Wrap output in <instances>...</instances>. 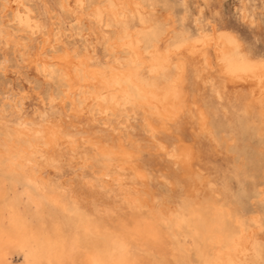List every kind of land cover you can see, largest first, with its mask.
Instances as JSON below:
<instances>
[{
  "label": "bare ground",
  "instance_id": "bare-ground-1",
  "mask_svg": "<svg viewBox=\"0 0 264 264\" xmlns=\"http://www.w3.org/2000/svg\"><path fill=\"white\" fill-rule=\"evenodd\" d=\"M46 1L47 0H45L44 2ZM67 1L71 6L70 8H73L71 5L72 1L81 2L83 0H67ZM147 1L148 0L146 1L145 0H106L105 3L106 8H102V6H100L101 4L95 5L92 8L91 14L94 13L95 18L101 19L102 25H103V20L104 21L108 20V22L112 21L115 23H120L127 21V19L130 17L132 18L138 16V23L134 29L128 28L125 29L123 32L122 30L121 31L117 30V33L114 36L112 35L108 36V41H107L109 48L113 47L114 49H117V51L118 50L125 51L127 55L124 54L123 56H126V58L129 57L130 60L129 63L122 61L120 57H118L114 61L112 60L113 62L109 60L111 61V63L102 65L97 63V61L95 62L93 60V57H91L93 53H91L90 56L87 53H81L78 52L76 49L71 50L68 48H64L63 50L60 51L59 50L54 51L52 52V54L49 55L48 47L53 46L52 43H54L58 39L56 33L54 37H52L53 34L52 36L51 34H49L46 37H44L43 34L42 44L38 45L36 48L33 49L29 48V46H27L26 44L23 45L21 44L22 47H20L19 46L20 43H18L20 41H17V44L19 45L17 47L18 49L17 48L16 49L20 52L19 55L22 61L27 66L33 68L35 66L38 67L37 65L41 64L43 71L50 75L51 81L57 84H61L63 86L62 88L65 93V100H63V103H65L66 100L70 101L72 107L70 110L71 113L68 114V116L70 117L73 116L72 118L73 119L75 118V120L81 118L83 115H86V113L88 112H92L95 116L94 119H96V116L99 115V116H104V118L103 117L101 118H103V120L106 121L107 119H109L110 116L115 115V113L118 112L119 108L124 107V109L126 110L125 112L128 113H132V112L134 113V111L141 112L143 115L141 118L143 119L144 117L147 131L151 133L152 137L155 136L156 138V134L158 133L157 130H159V132H164V133L169 132L172 123H174L176 120L180 119L181 117L185 116L187 113H190L193 110H195L198 116L194 120V125H193L195 128L194 130L198 134L206 133V129H207L206 111L204 107L197 101L196 97L192 94V91L187 87L186 84L187 65L189 63L191 64V62H194L198 64L196 65V67L198 66L197 68L198 80L201 78L203 79V77L211 82L214 81L215 79H222L232 87H235L236 85L238 84L240 85L243 83L244 84L246 83L245 85L248 84L247 86H249L251 90V95H252L251 98L253 99L255 107L257 108L258 113L260 115L261 124L264 126V58L252 57L245 48L240 36L236 32L232 31L231 30L232 28L228 29L223 27H216L215 24L212 25L211 31H208L205 28L204 24L198 23L200 26L199 34L190 37L187 34L186 30L185 31L178 30L176 28V25L172 19L174 16L171 17V14L168 10L165 11L163 14L155 13V11L154 12L147 11V7H146L147 3H145ZM9 2L11 1L9 0ZM12 2L14 1L12 0ZM84 4L85 2H82L80 5L82 6ZM150 4L151 5L148 8L150 9L154 8L155 5L153 4V2L152 3L150 2ZM6 6L8 5L6 4ZM80 9L82 8L80 7ZM80 9L79 10L77 9L79 13L81 11ZM85 13L86 12H84V14ZM3 16L6 17L7 15L6 16L3 15ZM75 17H78V15ZM81 18L82 17H80V19ZM3 19L4 18L2 17V20ZM31 19L33 20V18ZM44 19H46V17ZM80 19H78L79 24L82 23ZM41 23H43V20L41 21ZM26 24H24V26ZM49 24L50 21L48 25ZM94 25L95 24H93V26ZM105 25H108V23ZM2 26L3 25H1L0 27ZM83 26L85 27V25ZM42 32L43 30L41 31V33ZM9 35L10 34H8V36L5 33L2 34V38L6 39L7 41L6 43L16 41L14 39L15 37L12 38ZM88 39L90 38L88 37ZM24 41L26 42V40ZM28 44L30 45V42ZM82 48H84V46ZM125 60L127 61V59ZM8 61L9 60L5 58V60H3V66L6 67L7 64L9 63ZM23 69L24 71L27 72L25 68ZM19 71L20 69L18 70V72ZM17 74L15 73V75ZM21 74L23 75V73ZM18 75L21 76L20 74ZM25 79L23 78L21 80H24L25 82L26 81ZM202 79L201 81L204 80ZM202 83H205V80ZM224 87H226V85ZM25 89L28 92L27 90L28 88ZM19 90L20 89H18V91ZM37 91L35 90L36 93ZM19 92L18 94H20ZM27 92L23 93L22 96L17 95V98L19 97L20 101L22 102V106L24 107L27 106L25 105L26 102L25 99H27L26 98ZM37 95H35L34 97L35 100H37L36 99ZM30 97L32 98V96ZM77 97H79L78 99H80V102H78ZM6 100L8 101V99ZM54 101L55 100H53V102ZM8 102L12 104L10 100ZM43 102L44 101L42 102L39 101L38 103L44 105L45 102L44 103ZM33 104H35V102L34 103L32 102V105ZM58 106L59 104L57 105V107ZM26 108L27 107H25V109ZM65 108L66 107L63 106V109ZM52 109L53 108H51V111ZM28 110L30 111L31 109ZM23 112H25V110ZM47 112H50V110ZM58 116L60 115L58 114ZM2 119L4 120L5 118ZM118 120L120 119L118 118ZM87 122L88 124H91L90 121ZM129 122L131 123V121ZM20 123L21 122H19V125ZM63 124H64L63 121L56 120L53 118V119H48L45 123L35 125L33 127H28L27 124V125H22L20 127L18 126L13 130L11 129L12 130L10 131L11 134L6 136L3 139V145L2 144L0 145V152L7 159L6 160L7 162L5 163L7 164L6 165L7 167L4 166L7 168L6 170L17 171V172L20 171L21 173L24 174V176L27 177L29 181L35 184H40V183L42 184V182L45 181L44 175L46 173L44 174L43 170L40 168L42 162L40 161L41 164L39 165L38 159L43 155L44 151L46 152L48 151L49 154L53 155L54 151L56 150V144L59 141L62 142L63 140L62 137L63 135L66 134V133L64 134ZM119 124L117 123V125ZM122 126L124 125L122 124ZM174 130L176 129L174 128ZM173 132L174 131L172 130V132L170 133ZM187 137L189 139H186L182 135H179L177 137V141L173 144V146H171L170 144L171 147L166 146V144L162 142L163 139H161L162 141L158 140L154 142L156 143V149L159 151H163L166 157L168 158L166 169L171 171L170 178L168 180V184L170 186L169 188L171 190L170 193L171 196L166 197L165 195L156 192V190H154L149 185L147 178L148 169L146 168V165L141 164L138 161V159L136 158L134 159V154H135L134 149L130 148L127 145V143L131 138L127 135L126 136L123 135V131L122 134H120L119 136L118 134L115 135L113 133H104V134L99 133L98 135L97 132L95 131L92 133H88L84 137V140L89 144V148L91 149V156L98 157L103 161L104 165H100L104 167V172L102 174L103 176L108 175L111 167L115 168L116 172L115 174H113L115 176L108 179L111 180L112 184L117 186V190L120 194L119 196H121V201L125 203L126 207L129 208L130 212L128 214H124V216H122L121 218L114 220L112 219V214L116 212L115 208H120V205H117L115 202L114 203L106 202L102 204L103 207L102 209L104 211V214H100L102 210L100 208V205H92L89 202L87 203L83 202L81 199L78 198L76 192L75 193L73 192L72 194V199L74 200L73 211L69 212L67 210L68 205L65 203L66 195L68 196L69 194H66L64 196L60 194L61 192L58 193V191H56V193H53V195L50 196V199L54 201L57 205H59L58 207L61 206L65 210L66 214H68V217L71 221L70 223H72L73 225V228L70 231H67L63 223L58 221H56L55 223L53 222L54 223L53 226L52 227L50 226L51 228H48L47 226H45L44 223L45 221H43V219L40 217V214H42L40 213V211H42L40 204L41 201L39 202L36 198L33 197V195L32 196L29 195L31 200L36 206L35 212L40 217L39 221H36L37 223L31 221L27 217L23 216L20 213V211H18L19 210L18 208H17L18 210H13L10 213H5L3 215H0V264H16L13 261L12 250L20 251L23 253V257H22L23 260L21 264H154L150 257L152 251H155L164 256L169 254V257L172 258L174 264L179 260H181L184 264H250L249 261L250 259H248L249 258L248 256L250 255L249 252L251 249V244H253L252 242L254 241L257 230L253 224H246L245 222L240 220L241 219L240 217H239L240 219L239 218L234 219L233 226H230V224L228 225L227 220L228 218L231 219V214H232L230 210L226 208L225 210L222 209V207L218 203V200L214 197L207 200H205L206 197L205 198L201 197L202 196L201 190L203 189V184L205 179H202V177L195 169L194 162L196 159V155H198L196 154L197 149H195L193 139L190 140V137L189 136ZM69 141L72 146H75L77 142V138L76 139L75 137L70 138ZM173 141L171 143H173ZM82 148L84 149V147ZM68 149L69 148L66 146L65 151L69 152ZM77 149L78 151L81 149V148L79 149V145ZM78 151H77V155L80 154V153L78 154ZM153 154L156 155L155 153ZM87 158H90L88 157V154H87ZM89 160L91 161V159ZM49 161H50L49 159L46 161L47 167L52 164ZM74 161L76 160L74 159ZM161 161L163 160L161 159ZM4 167L2 166V169H4ZM51 169L52 168H49L50 171ZM50 171L48 173H50ZM156 171L158 172L159 170ZM94 173L95 172H93V174ZM128 173L130 174L129 178L131 180H128V176H127ZM77 175L79 174L77 173ZM99 176L101 175L99 174ZM204 176H206L205 172H204ZM63 181H65V179ZM210 181L211 183L213 182L212 180ZM45 183L46 181L44 182V184ZM101 183L103 184V182ZM44 184L43 186L46 185ZM59 184L61 185L60 182ZM105 184L107 183L105 182ZM5 185L3 184V186ZM14 186L17 185L15 184ZM107 186L109 187L108 184L106 185V187ZM37 187L38 186H36V188ZM59 188L60 187H58V189ZM166 188H168V186L165 187V189ZM205 188H208V186ZM67 191L70 190L67 189ZM2 192H3L2 187L0 185V196L3 195ZM181 193H184V195L182 196ZM175 198H179L181 202L173 201ZM262 198H264V196ZM125 210L124 212H126ZM256 221H260V218L258 216L256 217ZM172 238L175 239V241L179 242L180 245L184 246L185 253H182V251L178 249L177 246H175L176 243H173ZM261 259L263 260V258Z\"/></svg>",
  "mask_w": 264,
  "mask_h": 264
},
{
  "label": "rangeland",
  "instance_id": "rangeland-1",
  "mask_svg": "<svg viewBox=\"0 0 264 264\" xmlns=\"http://www.w3.org/2000/svg\"><path fill=\"white\" fill-rule=\"evenodd\" d=\"M10 1L12 2V0H10ZM13 1L14 2L11 3V2H9V0H0V10H1L0 11V26L3 25L2 27H0V32H1V34H0V36H1L0 37L1 38L0 39V42H1L0 43V95H1L0 96V107H1V109H0V112H1L0 113V118H1L0 125L4 123L3 124L4 126L3 125L0 126V145L1 144L3 145V139L6 136L10 135L11 134L10 131H12L14 128H16L18 126L20 127L22 125H27V124H28L27 125L28 127H33L35 125L45 123L48 119H53V118L56 120L63 121V123L66 125L65 126L63 124L64 134L66 133L65 134L66 136L63 135L62 142L59 141L56 144V150L54 151L53 155L49 154L48 151L47 152L44 151L43 155L38 159L39 165L41 164L40 161L42 162V164L40 165V168L43 170L44 174L45 173L49 174V175H46V174L44 175V178H45L44 180L46 181V183H45L46 185L44 184L45 181L42 182V184L41 183L35 184V183L29 181L27 179V177L24 176V174L21 173L20 171L17 172V171L6 170L7 164H5V163L7 162L6 161L7 159L0 152V155H1L0 156V161H1L0 162V164H1L0 165V185H1L2 191H3L2 192L3 195L1 194L2 196H0V215H3L5 213H10L13 210L19 209L18 211H20V213L23 216L27 217L28 219H30L31 221H33L35 223H37L36 221H39V218L41 217L43 219V221H45L44 222L45 226H47L48 228H51L53 226V224L56 221H58V222L63 223V225L67 231H70L73 228V225H72V223H70L71 221L68 217V214H66L65 210L61 206L58 207L59 205H57L54 201H52L50 199V196L53 195V193H56V191H58V193L61 192L60 194H62L64 196L66 194L70 195V197H69V195L68 196L66 195L68 202H67V199L65 198V203L68 205V207H67V205H66V207H67V210L69 212L70 211L72 212L73 208H74V204H73L74 200L72 199L73 192L74 193L76 192L78 198L81 199L83 202H85V203L89 202L92 205H100L101 209L103 208L102 204H104L106 202H110V203L115 202L117 205H120V208H115L116 212L114 214H112V219L117 220V219L121 218L122 216H124V214H128L130 212V210L128 207H126L125 203H123V201H121V196H119L120 194L117 190V186L112 184L111 180H109L111 177L115 176L113 174H115L116 170L114 167H111L108 175H104V176L102 175L104 172V167L100 166V165H104V163L100 158L91 156V149L89 148V144L87 142H85L84 137L88 133H92L94 131L97 132L98 135H99V133L100 134L113 133L115 135L118 134V136L120 134H122V131H123V135H125V136L127 135L131 138L129 140V142L127 143V145L130 148L134 149V152H135L134 159L135 158L138 159V161L141 164L146 165V168L148 169L147 170V178H148L149 185L154 190H156V192H158L162 195H165L166 197H170L171 196V194H170L171 190L169 188L170 186L168 184V180L170 178L171 171L166 169L168 158L166 157V155L164 154L163 151H159L156 149V143H154V142L163 139V141L162 140L161 141L164 142L166 144V146L171 147L177 141V137L179 135H182L186 139H189L187 137V136H189L190 140L193 139L195 149H197L196 154H198V155H196V159L194 162L195 169L199 173V175L202 177V179H205L204 184H203V189L201 190V195H202L201 197L202 198L206 197L205 200L211 199L214 197L218 200V203L220 204L222 209L225 210V208H226V209L230 210V212L232 214H231V219L228 218V220H227L228 225L230 224V226H233L234 219L239 218V217L241 218V219L240 218L239 219L242 220L243 222H245L246 224H253L254 225V227L257 230V232H256L257 236L255 235L254 241L252 242L253 244H251V249L249 252L250 255L248 256L249 257L248 259H250L249 260L250 264H252V263L253 264H264V243H263L264 242V198H262L264 196V194H263L264 193V126L261 124L260 115L258 113L257 108L255 107L253 99L251 98L252 97L251 90H250V87L247 86L248 84L245 85L246 83L245 84L243 83L244 85L238 84L235 87H232V86L228 85L222 79H215L214 81L211 82V81H208L204 77H203V79L205 80V83H202L204 81L202 78L201 79L203 81H201V79L198 80V71H197L198 66L196 67V65H198V64L191 62L192 65L190 63L187 65L186 84H187V87L192 91V94L196 97L197 101L204 107V109L206 111V115H207L206 133H201V134L199 133L198 134L194 130L195 129L193 126L194 120L198 116L197 112L195 110H193L190 113H187L185 116L181 117L180 119H178L174 123H172L171 124L172 129L170 128L169 132L164 133V132H159V130H157L158 133L156 134V138H155V136L152 137L151 133L149 131H147L146 126H145L144 117H143V119L141 118L143 116L141 112L134 111V113L133 112L128 113V112H125L126 110L124 109V107L119 108L118 112L115 113V115L110 116L109 117L110 121H109V119L104 121L103 120L104 116H99V115H98L99 117L96 116V119H97L96 120V119H94L95 116L92 112H88V113H86V115H83L81 118H78L79 120L78 119L75 120V118L74 119L72 118L73 116L72 117L68 116V114L71 113L70 110L72 107L70 101L66 100V102L63 103V100H65V93H64V90L62 88L63 86L61 84H57V83L51 81L50 75L43 71L41 64L37 65L39 67V70H38V67H36V66H35L36 69H35V67L32 68L30 66H27L22 61V59L19 55L20 52L17 50L18 49L17 47L19 44H17V41H20V42H18V43H20V45H19L20 47H22L23 44H26L27 46H29V48L33 49V48H36L38 45L42 44L43 34H44V37L48 36L49 34H51V36L53 34L52 37H54V35L56 33L58 39L54 43H52L53 46L48 47L49 55L52 54V52H54V51H58V50L60 51V50H63L64 48H68L71 50L76 49L78 52L87 53L90 56H91V53H93L91 56V57H93V60L95 62L97 61V63L102 64V65H106L107 63H111L112 60L114 61L118 57H120V59L122 61L129 63L130 62L129 57L126 58V56H123L124 54L127 55V53L123 50L117 51V49H114L113 47L109 48L107 41H108V36L109 35L114 36L117 33V30H120V31L122 30V32H123L125 29H128V28L134 29L138 23V16H135L132 18L130 17L127 19L128 22L124 21V22H120V23H115L112 21L108 22V20L107 21L103 20V25H102L101 19L95 18L94 13L91 14V12H92V8L98 4H101L100 6H102V8H106V5H105L106 0H83L81 2L72 1L71 5L73 8H70L71 6L69 5L67 0H47L46 2H44L45 0H34V1H32V0H22V1L13 0ZM62 1H65V2H62ZM82 2H85V4L81 6L80 4ZM150 2L151 3L153 2V4L155 5L154 8H152V9L148 8L151 5ZM14 3H17L18 5L14 4ZM21 3H23V4H21ZM145 3L149 4V5L146 4L147 11H152V12L155 11V13L163 14L165 11L168 10L171 14V17L174 16L172 19L176 25V28L178 30H184V31L186 30L187 34L190 37H193V36H196L199 34L200 26L198 23L204 24L205 28L208 31H211L212 25H215V24H216L215 25L216 27H223V28H228V29L232 28L231 30L236 32L240 36L245 48L247 49L248 53L252 57L264 58V0H159V1L148 0ZM6 4L8 6H6ZM64 4H66L67 6ZM77 5H78V7H77ZM43 7H45V8H43ZM80 7L83 10L80 9ZM164 7L165 8L167 7V8L165 9ZM74 9H76V10H74ZM77 9L81 10L80 13ZM28 10H29V13H28ZM47 10H49V11H47ZM83 11L86 13L84 14ZM48 12H49V14H48ZM71 12H73V13H71ZM77 13H79V14H77ZM1 14L5 15V16L7 15V16L4 17ZM32 14H34V15H32ZM77 15H78V17H75ZM88 15H89V17H88ZM2 17L5 19V20L3 19L4 21L2 20ZM45 17H46V19H44ZM80 17H82L83 19L82 18L80 19ZM31 18H33V20ZM53 18H55V19H53ZM57 18H59V19H57ZM39 19H40V21H39ZM71 19H73L75 22ZM78 19H80V21H82V23L79 24ZM27 20L28 21L32 20V21H30L31 22L30 23ZM42 20H43V23H41ZM88 20H90L92 22H90ZM49 21H50V24L48 25ZM95 21H96V23H95ZM12 22H14V23H12ZM44 22H46V23H44ZM107 23H108V25H105ZM24 24H26V25L24 26ZM54 24H56V25H54ZM89 24H90V27H89ZM93 24H95V25L93 26ZM83 25H85V27L87 29ZM25 27H27V28H25ZM5 28H7V29H5ZM47 28H48V30H47ZM61 28H63L65 31ZM60 29H61V31H60ZM42 30H43V32L41 33ZM50 30L52 31V33ZM101 30H103V31H101ZM48 31H50V32H48ZM79 31L82 33H80ZM33 32L36 34H34ZM3 33H5L7 36H8V34H10L9 36L12 38L15 37L14 39L16 41L6 43L7 42L6 39L2 38ZM31 34H33V35H31ZM103 36H105V37H103ZM106 36H107V38H106ZM88 37L90 39H88ZM63 39H64V41H63ZM24 40H26L27 43ZM29 42H30V45L28 44ZM83 46H84V48H82ZM95 49H97V50H95ZM2 50H5V51H2ZM99 53H102V54H99ZM4 55H6V56H4ZM7 55H8V57H7ZM15 55L16 56L19 55V56L16 57ZM110 55H111V57H110ZM5 58H7L9 60L8 61L9 63L7 64L6 67L7 68L11 67L10 69H12V70L7 69L5 66H3V60H5ZM18 58H20V59H18ZM125 59H127V61ZM109 60H111V61H109ZM23 64H24V66H23ZM23 68H25V70H27V72L24 71ZM19 69H20V71L18 72ZM9 72H11V73H9ZM20 72L23 73V75ZM29 72H30V74H29ZM37 72H38V74H37ZM15 73L16 74L18 73L21 76H19L18 74L15 75ZM40 73H41L44 80L42 79ZM25 77H26V79H25ZM23 78L26 80L25 82H24V80H21ZM22 83H23V85H22ZM27 83H30V84H27ZM27 85H28V87H27ZM225 85H226V87H224ZM29 86H31V87H29ZM12 87H13V90H12ZM14 87L15 88L18 87V88L15 89ZM24 87L28 88L27 89L28 92L26 91V89ZM204 87H206V88H204ZM18 89H20L19 91H21V92H19ZM34 89L36 91L38 90L39 92L37 91V93H36ZM30 90L31 91L33 90L32 94H31ZM48 90H49V93H48ZM24 91L27 92V96H26L27 99H25V101L28 103L25 102V105H27V106H25V107H27L26 109L24 106H22V102L20 101L19 97L17 98V95L22 96L23 93H26ZM18 92L20 94H18ZM50 92H51V94H50ZM198 93H200V94H198ZM7 94H9V95H7ZM29 94H31V95H29ZM35 95H37L36 96L37 100H35V98H34ZM30 96H32V98ZM2 98L3 99L6 98V99H8V101L10 100V102L12 104H10L6 99L3 100ZM78 98L79 97H77V100H78V102H80V99H78ZM50 100H51V102H50ZM53 100H55V101L53 102ZM39 101L40 102L44 101L45 102V103L43 102L44 105L39 104L38 103ZM29 102H31V103H29ZM32 102L33 103L35 102V104L32 105ZM57 103L59 104L58 107H57V105H58ZM45 106H46V108H45ZM63 106L66 108L63 109ZM51 108H53L52 111H51ZM20 109H22V110H20ZM28 109H31L30 110L31 112ZM2 110L3 111L6 110V111L3 112ZM16 110H17V112H20V113H17ZM24 110H25V112H23ZM49 110H50V112H47ZM63 110H64V112H63ZM120 110L122 111V113ZM8 111H9V113H8ZM66 112H69V113H66ZM53 113H55V114H53ZM126 113H128V114H126ZM58 114L60 116H58ZM13 115H15V116H13ZM56 116H58V117H56ZM101 117H103V118H101ZM2 118H5L4 119L5 121ZM87 118L90 120H88ZM118 118L120 120H118ZM87 121H90L91 124H88ZM129 121H131V123ZM19 122H21L20 125H19ZM185 122H187L189 124H187ZM24 123H26V124H24ZM78 123H80L81 126ZM96 123L98 124V126ZM117 123L118 124L120 123L121 125L120 124L117 125ZM122 124L124 126H122ZM132 124H134V125H132ZM119 127H120V129H119ZM174 128L176 130H174ZM115 129H116V131H115ZM172 130L174 132L170 133V132H172ZM177 131H179L181 134ZM124 132H125V134H124ZM139 132H141V133H139ZM67 134H68V136H67ZM64 137H66V138H64ZM69 137L70 138L75 137V139L77 138V142H76L75 146L71 145V143L69 141V139H70ZM175 138H176V140H175ZM171 140L172 141L174 140L173 143H171L172 142ZM63 143H64V145H63ZM170 144H171V146H170ZM78 145H79V149L81 148L79 151L77 149ZM66 146L69 148L68 149L69 152L65 151ZM137 146H138V148H137ZM82 147H84V149ZM139 149L141 150V152ZM66 150H67V148H66ZM136 150H137V152H136ZM199 150H200V152H199ZM77 151H78V154L80 153L79 155H77ZM153 153H155L157 156L154 155ZM87 154H88V157H90V158H87ZM149 154H151V155H149ZM69 156H70V158H69ZM77 156H78V158H77ZM56 158H57V160H56ZM48 159L50 160L49 162H51L52 164L47 167L46 161ZM74 159L76 161L77 160H79V161L76 162V161H74ZM89 159H91V161ZM161 159L163 161H161ZM70 161L73 163H71ZM69 163H71L72 165ZM83 164L85 165V167ZM158 164H159V166H158ZM2 166L3 167L6 166V167H4V169H2ZM197 166L200 168H198ZM74 167H76V168H74ZM201 167H203V168H201ZM49 168H52L51 171L49 170ZM53 168H55L56 170ZM47 169L50 171V173H48L49 171ZM155 169L159 170V171L157 172ZM74 171L77 172L79 175H77V173H75ZM92 171L95 173L93 174ZM204 172H205L206 176H204ZM10 173H12V174H10ZM99 174L101 176H99ZM152 174H153V176H152ZM90 176L93 178H91ZM127 176H128V180H131L129 178V176H130L129 173L127 174ZM64 179H65V181H63ZM210 180H212L213 182L211 183ZM47 182H48V184H47ZM59 182L61 183V185L59 184ZM96 182L99 185L101 184L102 186L101 185L99 186ZM101 182H103V184ZM105 182L109 185V187L107 186L108 188L106 187L107 184H105ZM5 183H6V185H5ZM14 183L17 186H14L15 185ZM3 184L5 186H3ZM43 184L45 186H43ZM91 185H92V187H91ZM158 185L161 187V189ZM36 186H38L37 187L38 189L36 188ZM167 186H168V188L165 189V187H167ZM207 186H208V188H205ZM43 187L46 188V191H45V188H43ZM58 187H60V188L58 189ZM102 187H103V189H102ZM67 189L70 191H67ZM95 190H98V191H95ZM209 190H211V191H209ZM30 193H32V194H30ZM27 194H28V196L33 195V197L36 198L39 202L41 201L40 204H41V210L42 211H40V213H42V214H40V217L35 212V208H36L35 204L31 200L30 196L28 198ZM82 195H84V196H82ZM98 195L99 196L101 195V196L99 197ZM181 195L183 196L184 193H181ZM35 196H37V197H35ZM209 196H211V197H209ZM220 196L222 197V199ZM260 198H262L263 200ZM91 200H93L95 202H93ZM116 201H118V202H116ZM173 201L181 202V200H179V198H175ZM123 209L124 210L126 209L125 210L126 212H124ZM102 211H103V209L101 210L100 214H104V211L103 212ZM247 216L248 217L250 216V217L248 218ZM257 216L260 218V221H256ZM67 220H68V222H67ZM254 222H256L257 224ZM260 223H261V225H260ZM258 227H259V230H258ZM172 241H173V243H176L175 246H177V248L180 249L182 251V253H185L184 246L180 245L179 242L175 241V239H173V238H172ZM259 248H261V249H259ZM12 251H13L12 254H13L14 263L21 264V262L23 260V258H22L23 253L20 251H15V250H12ZM259 256L261 258H263V260ZM150 257H151V260L154 264H174L172 261V258L169 257V254L164 256V255H161L155 251H152ZM251 260L254 262H252ZM175 264H184V263L181 260H179Z\"/></svg>",
  "mask_w": 264,
  "mask_h": 264
}]
</instances>
